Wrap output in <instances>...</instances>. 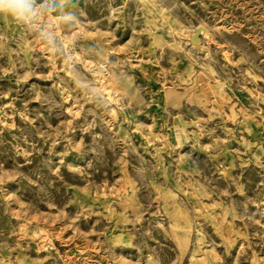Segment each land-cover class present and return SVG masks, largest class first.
<instances>
[{
    "label": "rangeland",
    "instance_id": "1",
    "mask_svg": "<svg viewBox=\"0 0 264 264\" xmlns=\"http://www.w3.org/2000/svg\"><path fill=\"white\" fill-rule=\"evenodd\" d=\"M0 14V264H264V0H34Z\"/></svg>",
    "mask_w": 264,
    "mask_h": 264
},
{
    "label": "clouds",
    "instance_id": "2",
    "mask_svg": "<svg viewBox=\"0 0 264 264\" xmlns=\"http://www.w3.org/2000/svg\"><path fill=\"white\" fill-rule=\"evenodd\" d=\"M37 13L34 0H0V14L29 20Z\"/></svg>",
    "mask_w": 264,
    "mask_h": 264
}]
</instances>
